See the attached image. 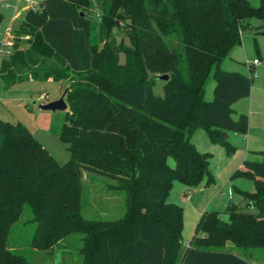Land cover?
<instances>
[{"label":"trees","instance_id":"obj_1","mask_svg":"<svg viewBox=\"0 0 264 264\" xmlns=\"http://www.w3.org/2000/svg\"><path fill=\"white\" fill-rule=\"evenodd\" d=\"M94 1L104 40L99 51L88 41L92 0H44L22 17L27 47L19 48L18 37L0 64L7 87L25 80L69 83L60 135L67 162L51 157L21 124L0 119V264H32L9 242L25 205L35 225L29 244L47 251L80 232L82 264H252L223 247L229 241L264 247V151L232 171L253 181L255 191L241 193L252 207L228 203L226 220L203 211L186 245L183 207L166 197L175 180L190 187L213 181L211 155L191 143L197 128L227 153L235 147L222 134L248 131V117L234 118L232 105L250 95L252 78L219 66L240 42L246 19H264V0L256 7L248 0ZM212 66L213 98L206 101ZM160 74L167 80H158ZM158 82L161 96L153 90ZM85 170L108 176L124 192L117 219L82 217Z\"/></svg>","mask_w":264,"mask_h":264},{"label":"rangeland","instance_id":"obj_2","mask_svg":"<svg viewBox=\"0 0 264 264\" xmlns=\"http://www.w3.org/2000/svg\"><path fill=\"white\" fill-rule=\"evenodd\" d=\"M92 1L94 10L88 14V19H90L88 41L94 46L95 51H99L104 43V40L101 41L97 34L101 11L99 4ZM36 2L39 5L37 9H40L44 0H36ZM248 3L251 7H256L260 0H248ZM7 4L8 7L0 9V64L11 54L13 43L18 37L20 38L19 48L24 50L27 47L25 41L28 37L20 34L23 23L21 20L29 5L21 3L16 9L15 3L9 1ZM119 25L122 27V22H119ZM263 28L264 19L255 17L246 19L241 30L240 42L233 46L219 66L221 70L241 72L252 78L250 95L232 105L234 118L241 114L248 117L247 137H242V134L229 133L226 140L235 147V150L227 153L222 144L209 141L204 128H197L191 143L199 152L211 155L209 171L213 175V181L206 183L203 179L194 187H190L175 180L169 188L166 201L183 207L181 229L183 245H186L192 238L198 217L203 211L216 210L219 216L226 220L225 209L228 203L240 204L243 191H255L251 179L232 176V171L238 168L245 158L247 149H250L246 148L247 139L250 141V147H254V151H264ZM114 33L117 35L116 31ZM116 37L118 42L121 41L119 35ZM122 41L128 45L127 39ZM124 60L125 56L120 54L119 62L124 63ZM255 60L258 63L254 65ZM214 70L215 66H212L205 77L203 89L206 101L213 98ZM68 86L67 80L53 81L50 79L49 81H19L7 87L0 80V119L21 124L60 164L67 162L69 157L67 146L60 140L62 126L66 122L65 112L42 110L39 105L57 100ZM161 87L162 82H158L153 89L158 96L162 94ZM167 158L168 164L173 166V158ZM252 158L258 159L259 157ZM80 176L79 208L82 217L102 221L114 220L122 215L125 209V194L123 191L114 189V180L86 170L82 171ZM242 205V209H249L246 203ZM30 217V210L25 205L20 219L13 224L9 237V242L15 251L25 255L32 264H82L84 261L80 251L82 233L71 232L65 235L47 251L37 249L29 244L35 227L34 222L29 220ZM223 248L248 259L252 264H264V247H237L229 241Z\"/></svg>","mask_w":264,"mask_h":264},{"label":"water","instance_id":"obj_3","mask_svg":"<svg viewBox=\"0 0 264 264\" xmlns=\"http://www.w3.org/2000/svg\"><path fill=\"white\" fill-rule=\"evenodd\" d=\"M167 78H168L167 74H160V76L157 77L158 80H167ZM66 91H67V89L63 91V93L61 94V96L57 100L51 101L50 103H47V104H41V105H39V108L42 110H49V111L60 110V111L66 112L67 111V104H66V101L64 99ZM222 136H223V138H226L227 133L226 132L223 133ZM246 205L248 208H251V206H252V204L249 202Z\"/></svg>","mask_w":264,"mask_h":264},{"label":"built area","instance_id":"obj_4","mask_svg":"<svg viewBox=\"0 0 264 264\" xmlns=\"http://www.w3.org/2000/svg\"><path fill=\"white\" fill-rule=\"evenodd\" d=\"M9 1H11V2H13V3H15V5H16V9L19 7V5L22 3H24V4H28L29 6H28V9H32V8H34V9H37V8H39V5H38V2H36V0H1L0 2H2L1 4H2V6H4V7H8V2ZM98 16V15H97ZM99 19V18H98ZM254 63V65L256 64V63H258L256 60L255 61H253ZM248 68L250 69V65L248 66Z\"/></svg>","mask_w":264,"mask_h":264},{"label":"crops","instance_id":"obj_5","mask_svg":"<svg viewBox=\"0 0 264 264\" xmlns=\"http://www.w3.org/2000/svg\"><path fill=\"white\" fill-rule=\"evenodd\" d=\"M2 7L4 8V6H2V5L0 4V9H1ZM1 32H2V30H1ZM247 132H248V131H247ZM226 133H227V135H228L229 133H232V132H226ZM193 134H194V133H193ZM193 134H192V136H193ZM233 134H234V135H237V134H235V133H233ZM238 135H239V134H238ZM247 135H248V133H246V134H242V137H247ZM192 136H191V142H192ZM246 141H247L246 148H250V149H247V153L245 154L244 157H245V158H252V157H259V158H260V156H256V155L253 154V152H256V151H254V147H250V141H249V139H247ZM249 155H250V156H249ZM251 155H252V156H251ZM245 158H244V159H245ZM259 158H258V159H259ZM244 159H243V160H244ZM252 159L258 160V159H256V158H252ZM243 160H242V161H243ZM241 167H242V163H240V164L238 165V168H241ZM241 203H242V204H243V203H246V204H247L248 201H247V200H242ZM241 203H240V206L242 205ZM249 203H250V202H249ZM242 206H243V205H242ZM251 207H252V206H251Z\"/></svg>","mask_w":264,"mask_h":264}]
</instances>
